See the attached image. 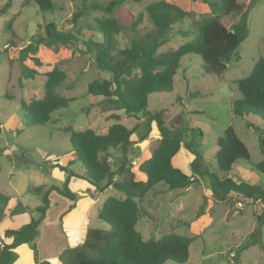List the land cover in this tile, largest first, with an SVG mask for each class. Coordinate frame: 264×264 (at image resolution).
<instances>
[{
  "label": "rangeland",
  "instance_id": "obj_1",
  "mask_svg": "<svg viewBox=\"0 0 264 264\" xmlns=\"http://www.w3.org/2000/svg\"><path fill=\"white\" fill-rule=\"evenodd\" d=\"M6 1L0 0V8ZM52 1L55 10L43 12L32 0H10V7L0 14V192L10 196L13 206L21 202L31 209L15 215L16 227L21 226L19 221L24 224L39 216V212L33 209L41 204V198L38 194L27 192L30 188L41 184L46 188L51 184L62 185L65 182L66 174L57 168L50 175L43 174V170L50 167L51 158L60 157V162L65 163L66 158L70 157L65 154L70 150L65 128L76 131L91 128L96 133L103 134L111 124L119 122L132 129L137 154L128 158L130 170L136 179H143L142 174L137 171L138 164L150 157L160 140L155 125L152 124L151 130L146 131V119L141 113L127 115L123 110L107 109L106 102L100 96L88 94V82L109 79L111 73L99 70L93 63L92 54L82 52L85 47L81 43L82 38L100 39L94 28L98 20L108 18L115 19L126 27L135 23L140 34L152 32L154 27L145 12V6L157 0H124L112 14H105L101 10H87L75 27H72L70 20L81 9V0ZM99 1L106 3L108 0ZM178 1L184 5L188 16L172 25L167 41L159 47L160 52L176 49L191 40L192 35L187 33L191 22H200L212 16L207 8L196 5L195 0ZM242 1L243 9L253 2ZM236 19L237 17L227 18L225 24L229 26ZM50 21L63 31L78 29L83 37L80 36L81 39L67 46H40L36 56L41 64L35 65L30 59L25 61L38 74L33 79H19L15 62L4 52L6 43L14 39L19 46L25 45L37 33H43V25ZM247 24L248 36L237 47L221 76H203L201 58L196 54H186L180 58L173 80V91L150 94L147 108H164L166 124L170 127H182L185 132L182 147L172 159L175 167L190 175L189 164L195 154H199L209 164L206 167L213 171L216 168L213 156L217 148V137L221 136L227 125H231L246 145L249 159H240L233 165L228 177L236 183L264 187V173L251 165L264 158L256 131L259 129L264 138V122L258 114L250 113L239 117L232 111V101L241 96L236 80L245 77L255 61L264 57V0L254 1L247 13ZM132 36L130 31L115 34L116 47L128 48ZM53 67L66 73V80L57 87V92L73 100L67 108L52 113L48 122L28 124L22 104L42 97L45 73ZM114 114H119V119L113 118ZM119 156L118 149L109 151L108 160L112 170L117 169ZM70 169L76 174L67 179L69 189L76 196L71 209L79 208V216L88 219V228L108 230L105 223L96 219V209L107 197H124V194L108 187L93 196L91 190L94 186L84 177L81 164L74 162ZM194 177L195 181L182 189H169L162 182L152 186L141 200V206L149 217L141 216L136 224L142 237L156 239L173 232L193 238L184 264H232L231 258L236 249L245 245L248 246L240 251L241 264H264V226H259L255 219L264 204L260 200L236 195H229L224 201H218L211 195L209 179L198 174H194ZM103 184L104 181L101 185ZM70 202L65 197L51 193L45 219L38 226L34 239L39 256L63 249L74 240L69 238L68 229L60 230L58 224L60 212ZM200 207L202 213L198 214ZM88 208L91 209L93 218L88 217ZM49 236L55 237L53 245L49 242ZM0 237L3 238V235ZM165 264L175 263L168 261Z\"/></svg>",
  "mask_w": 264,
  "mask_h": 264
},
{
  "label": "trees",
  "instance_id": "obj_2",
  "mask_svg": "<svg viewBox=\"0 0 264 264\" xmlns=\"http://www.w3.org/2000/svg\"><path fill=\"white\" fill-rule=\"evenodd\" d=\"M32 1L40 11L55 10L52 0ZM123 1L108 0L102 3L99 0H81V9L76 11L70 20L73 23L72 27L77 26L84 11L101 10L105 14H112ZM254 1L243 9L242 0H195L196 5L207 8L212 16L200 22H191L187 33L192 35V39L176 49L164 52H160L159 47L167 41V34L172 25L188 16V11L178 0H157L145 6V12L154 27L152 32L145 34L137 32L135 23L126 27L115 19L108 18L98 20L94 28L100 39H81L82 34L78 29L63 31L50 21L43 25V33H37L25 45L19 46L14 39L6 43L4 52L15 62L18 78L33 79L38 72L25 61L30 59L35 65H40L41 62L36 56L40 46L46 48L67 46L80 38L85 47L82 52L92 54L93 63L99 70L111 73L109 79H94L88 82V94L100 96L106 102L107 109L123 110L127 115L141 113L146 119V131L151 130L152 124L155 125L160 140L150 157L137 166V171L144 175L145 179H136L130 170L128 158L137 154L132 129L119 122L111 124L103 134L96 133L91 128L83 131L65 128L64 132L68 135L70 143V150L65 154L70 157L66 158L65 163L60 162V157L51 158L50 167L43 168V174L46 175H50L54 168L64 172L65 182L62 185L51 184L46 188L41 184L28 190L40 195L41 204L33 209L39 212V216L36 219L31 218L18 228H7L3 231V237L10 238V241L5 242L0 237V264H14L17 258L14 249L24 243L30 244L35 264H52L46 259H39L34 239L38 226L45 219L51 193L54 192L71 201L64 213L74 207L76 196L67 184L68 177L76 175L70 169L74 162L81 164L84 177L94 186L91 190L93 196L111 187L121 191L124 197L109 196L104 199L97 209L96 219L105 223L109 229L87 228L80 244L67 247L59 253L57 256L59 264H165L168 261L184 264L188 259V248L193 238L170 232L156 239H144L136 228L141 216L149 217L141 206V200L153 185L160 182L169 189H182L195 181L194 174L203 175L209 179L211 195L218 201H224L229 195H236L245 199L260 200L264 204L263 186L236 183L228 177L233 165L240 159H249L246 145L231 125H227L221 136L217 137V148L213 156L216 168L210 171L206 167H209L207 161L201 155L195 154L189 164L191 171L189 175L172 163L184 141L183 128L170 127L166 124L164 108L153 110L147 108L150 94L173 91V80L180 65V58L186 54H196L201 58L203 76H221L237 47L248 36L247 13L254 5ZM9 7L10 0H7L0 8V14ZM232 17L237 19L227 26L225 20ZM121 31L133 33L128 48L120 49L115 45L114 35ZM14 36L12 32V37ZM45 77L42 97L22 104L28 124L48 122L52 113L67 108L73 100L57 92V87L66 80V73L62 69L53 67L45 73ZM236 85L241 96L232 101L233 114L239 117H245L250 113L258 114L264 122V57L257 59L251 71L245 77L236 80ZM119 116L114 114L113 118L119 119ZM248 125L250 126L249 123ZM256 131L260 150L264 154L262 132L259 129ZM115 149L120 151L119 165L116 170H112L108 156L109 151ZM251 165L264 173V158ZM103 181L104 184L101 185ZM8 200L9 197L0 192V219L6 213ZM27 211L31 209L17 202L9 214L16 215ZM201 213L200 207L198 214ZM255 219L259 226H264V205ZM247 246L236 249L231 258L232 264H241L240 251Z\"/></svg>",
  "mask_w": 264,
  "mask_h": 264
},
{
  "label": "crops",
  "instance_id": "obj_3",
  "mask_svg": "<svg viewBox=\"0 0 264 264\" xmlns=\"http://www.w3.org/2000/svg\"><path fill=\"white\" fill-rule=\"evenodd\" d=\"M52 171H53V169L51 170L50 174L53 173ZM142 176H143V179H145L144 175H142ZM7 196L9 197V200L7 203V210H6L5 215L0 219V235H3L2 234L3 231L7 228H10V229L18 228V227H16V225H14L15 224L14 220L16 219L17 216L9 214L10 210L14 206L11 204L10 196L9 195H7ZM13 202H14V200H13ZM14 203H16V201ZM91 207L92 206L90 205V208ZM90 208H88L87 214H88V217L93 218V216L90 213V210H91ZM64 212H65V210L61 211L60 215L58 216L59 229L63 230V231L65 229H68L67 233L69 235V238L70 239L74 238V240L72 242H70L67 245V247H73V246H76L82 242V238H83V235L85 233V230L88 228V226H87L88 219L85 220L82 216H79L80 215L79 208L78 209L73 208L66 213H64ZM96 213H97V209H96ZM96 213H95V215H96ZM79 219H81V221H79ZM21 222L22 221H19V224L22 225ZM3 240L5 242H9L10 238H4ZM49 242L53 245V243L55 242V237L49 236ZM67 247H65V248H67ZM65 248H63V249H65ZM63 249H57L55 252L47 253V254L42 255V256H39L38 252H37V254L39 256V259H41V260L46 259V260L50 261L52 264H59L57 256L59 255V253ZM14 251L17 253V258H16L14 264H35V258H34L33 251L27 243H24V244L20 245L19 247L15 248Z\"/></svg>",
  "mask_w": 264,
  "mask_h": 264
},
{
  "label": "built area",
  "instance_id": "obj_4",
  "mask_svg": "<svg viewBox=\"0 0 264 264\" xmlns=\"http://www.w3.org/2000/svg\"><path fill=\"white\" fill-rule=\"evenodd\" d=\"M237 204H238L239 206H242V203H241V202H238Z\"/></svg>",
  "mask_w": 264,
  "mask_h": 264
}]
</instances>
